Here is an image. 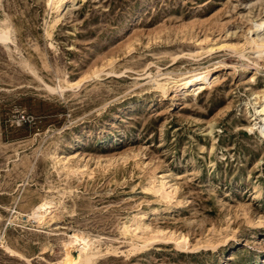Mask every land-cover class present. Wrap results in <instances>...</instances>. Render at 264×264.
Segmentation results:
<instances>
[{"label":"rangeland","instance_id":"obj_1","mask_svg":"<svg viewBox=\"0 0 264 264\" xmlns=\"http://www.w3.org/2000/svg\"><path fill=\"white\" fill-rule=\"evenodd\" d=\"M52 7L0 0V264H264V0Z\"/></svg>","mask_w":264,"mask_h":264},{"label":"bare ground","instance_id":"obj_2","mask_svg":"<svg viewBox=\"0 0 264 264\" xmlns=\"http://www.w3.org/2000/svg\"><path fill=\"white\" fill-rule=\"evenodd\" d=\"M64 1L65 0H50L51 4L53 5V7L55 9H59V7L62 6ZM71 1H74V0H71ZM255 26H257L258 28L259 27L262 28L263 34H262L261 40H260L261 43L257 44V49H256V51H257L256 53H261L264 51V19L257 22L255 24ZM6 31L7 30L1 31V33H0L1 34V36H0L1 41H5L8 38V32H6ZM208 75H209V70H197V71L190 72V73H188L182 77H179L177 79L172 80V88L181 89V90H183V92H187L190 90L194 91L197 88L201 87V85H203V83H204L203 81L206 79V77ZM59 87L62 89L61 86H59ZM260 128H261V126H260ZM69 160H70L69 157H67V158L64 157L62 159L57 160L56 162H58V163H60L62 161L68 162ZM168 188H171V190H172V187L170 185L168 186ZM159 189L161 190V192L163 194L166 195V192H165L163 186H160ZM168 193H169V191H168ZM42 204H44V203H42ZM35 209L38 212L41 210L40 207H38V208L36 207ZM37 211L34 210L35 213ZM35 213H34V215H35ZM145 227L146 226H143L142 224H136L134 219H132V223H130V224L123 223L122 224V226L120 227L121 228L120 235L122 237L124 236L125 239L126 240L128 239L130 242H136V241L141 239L140 236H138L139 231L144 230ZM163 232L164 231H162V230H157V231L153 232L154 238L160 237L162 239H166V237H164V235L166 233L164 234ZM66 236H67V238H63L62 246H63V250H64V255H63L64 257L62 258L61 264H77L80 262H88V261L94 259L95 256L100 253L101 245H102V243L105 242L104 240H109L110 242L114 241V240H119V238L107 237V236L104 237L100 234H93L89 231L87 232V231H81V230L74 231L73 233H69ZM141 240H143V237ZM73 247L77 248L76 249V251H77L76 256L72 255L70 253V249H72Z\"/></svg>","mask_w":264,"mask_h":264}]
</instances>
